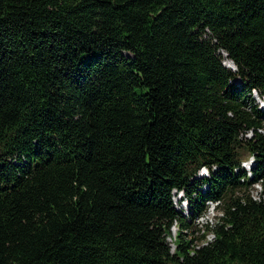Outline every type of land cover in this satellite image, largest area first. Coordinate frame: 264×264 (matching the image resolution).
<instances>
[{"label": "trees", "instance_id": "obj_1", "mask_svg": "<svg viewBox=\"0 0 264 264\" xmlns=\"http://www.w3.org/2000/svg\"><path fill=\"white\" fill-rule=\"evenodd\" d=\"M255 91L264 0H0V264H264Z\"/></svg>", "mask_w": 264, "mask_h": 264}, {"label": "rangeland", "instance_id": "obj_2", "mask_svg": "<svg viewBox=\"0 0 264 264\" xmlns=\"http://www.w3.org/2000/svg\"><path fill=\"white\" fill-rule=\"evenodd\" d=\"M234 82L237 83L236 80H234ZM253 96H254L255 101H256L257 104L258 103L260 104V102H261V105H264L263 100H259V94L256 91L253 93ZM243 159H244V161H247L249 159V154H247L246 156H244ZM204 173H206V172H204ZM200 174H202L201 171H200ZM209 174L210 173L208 171V174H202V176L209 175ZM251 192H252V190H251ZM178 195H179V191L174 196V200H175L174 201V205L176 206V208L178 210L181 209L184 213H186L187 210L182 207L181 200L179 199ZM254 195H256V192H254ZM215 208H216V206L213 207V205H210V209H208V212L205 214V217H204V227H205V223H209V224L210 223H215L217 221V217L219 215H221L220 210H218V208H216V209ZM201 220H203V218ZM174 227H176V228L172 230V232H171L172 235L168 237V240H169V242H170V244H171V246H172L173 249L176 247L175 240H176L177 231H178V226H174ZM201 228H203V227H200V226L197 225L196 232H197V230H199ZM197 234H201V233H197Z\"/></svg>", "mask_w": 264, "mask_h": 264}, {"label": "bare ground", "instance_id": "obj_3", "mask_svg": "<svg viewBox=\"0 0 264 264\" xmlns=\"http://www.w3.org/2000/svg\"><path fill=\"white\" fill-rule=\"evenodd\" d=\"M229 62H232V61H230V60H228L227 59V61H225V64L228 66V63ZM263 103H264V100H263ZM263 107H264V105H263ZM253 162V157H252V159L250 160V163H252ZM248 164V162H244L243 163V165L245 166V165H247ZM247 169H248V171H249V175L251 176V167H250V164L247 166ZM257 185V186H256ZM259 190H261V185H260V183H257V184H255V189H253L252 190V193H253V195H254V192H256V195H254V197L255 198H258V192H259ZM218 204V202H210L209 203V206L210 205H213V207H215L216 205ZM204 217H205V214L204 215H202V216H200L198 219H197V225L198 226H200V227H203L204 228ZM203 218V220H201ZM206 224V223H205ZM210 235V234H209Z\"/></svg>", "mask_w": 264, "mask_h": 264}, {"label": "clouds", "instance_id": "obj_4", "mask_svg": "<svg viewBox=\"0 0 264 264\" xmlns=\"http://www.w3.org/2000/svg\"><path fill=\"white\" fill-rule=\"evenodd\" d=\"M228 66L231 67V69H232L233 71H235V70L237 69V65H236L234 62H229V63H228ZM220 213H221V212H220ZM173 229H175V227H174ZM173 229H172V230H173Z\"/></svg>", "mask_w": 264, "mask_h": 264}, {"label": "water", "instance_id": "obj_5", "mask_svg": "<svg viewBox=\"0 0 264 264\" xmlns=\"http://www.w3.org/2000/svg\"><path fill=\"white\" fill-rule=\"evenodd\" d=\"M229 67V66H228ZM229 68H231V67H229Z\"/></svg>", "mask_w": 264, "mask_h": 264}]
</instances>
